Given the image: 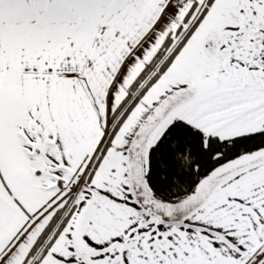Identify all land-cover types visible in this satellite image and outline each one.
<instances>
[{
	"label": "snow or ice",
	"instance_id": "obj_1",
	"mask_svg": "<svg viewBox=\"0 0 264 264\" xmlns=\"http://www.w3.org/2000/svg\"><path fill=\"white\" fill-rule=\"evenodd\" d=\"M0 264H264V0H0Z\"/></svg>",
	"mask_w": 264,
	"mask_h": 264
}]
</instances>
